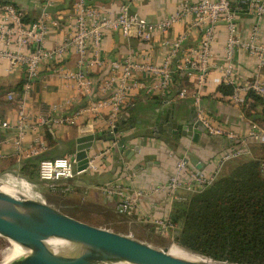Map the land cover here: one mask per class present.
Segmentation results:
<instances>
[{
	"label": "crops",
	"instance_id": "obj_1",
	"mask_svg": "<svg viewBox=\"0 0 264 264\" xmlns=\"http://www.w3.org/2000/svg\"><path fill=\"white\" fill-rule=\"evenodd\" d=\"M74 1L51 0L49 5H46L43 0H0V3H13L23 9L25 18L29 21L37 19L45 10L50 17L58 15L60 17L59 25L48 23L45 37V45L53 47L61 43L69 32L68 22L73 19ZM84 1L98 7L102 13L115 15L120 4L126 0ZM194 1L197 0H129V3L132 10L138 11L148 20L157 21L175 12L181 3ZM231 2L236 16V35L240 40L247 41L257 20L251 13L236 8L237 0H231ZM190 20V15L184 16L166 31H156L150 40H142L136 36L127 37L119 30H105L100 43L102 57L108 62L131 55L136 61L160 63L169 49L168 44L163 41L164 39H171L186 31L187 38L183 42V46L185 48L197 46L201 39V33L198 28L188 26ZM227 35V24L224 19H220L215 27L210 45V68L200 90V104L217 124L245 135L249 132L252 124L264 129V107L258 104L256 108L250 110L249 115H246L239 106L230 102L227 95L232 91V84L223 81L226 74L225 68L230 62L232 65L230 77L233 81L251 77L257 70L264 80V65L258 68L257 57L242 46H236L232 57L228 60L226 58ZM256 41L264 42V14L259 20ZM88 43H90L89 40ZM77 58L78 54L74 50H70L63 63L67 67L76 68ZM174 61L175 58L173 64ZM89 69L95 83L88 96L80 93L74 84L56 72L55 67L41 66L25 101L29 119L25 131L22 136H19L16 129L18 97L8 99L7 92L14 90L20 93L24 69L18 66L9 70L7 59L0 58V120L8 122L7 126L0 128V177L6 180V183L13 182L20 175L21 165L29 161L31 157L51 158L72 154L70 148L75 150L77 136L88 132L97 133L101 130H108L107 110L97 114L83 113L73 116L77 108L85 105L91 97H96L98 81L103 79L108 71V69L96 66ZM137 75L142 76L143 74L138 73ZM195 81L196 75L190 73L185 80L175 82L172 90L167 93L146 94L131 91L126 97L120 116L127 115L129 119L142 120L145 123L143 124L142 138L132 139V142L143 146L144 138H146L152 147H144L146 151L144 156L133 157L130 161H125L124 156L114 147L113 140H98L96 144L94 143L92 153L93 156L97 155L94 160L97 168H89L69 179L60 180L58 184L66 185L68 190L64 193L53 192L77 199L76 202L81 199L86 200L88 204L100 206L101 209L112 212L114 219L116 218L119 224L128 226L125 232L128 231L132 235L134 229L143 234L152 233L148 228L151 225L155 228V223L151 221V218H166L171 207L170 193L165 189H157V187L165 184L170 175L175 172L176 162L180 158L179 152L188 149L193 151L198 156L201 167H196L187 160L188 168L200 170L206 176H211L217 169L220 170L227 160L224 159V156L237 148L236 140L230 141L231 138L211 134L208 131L200 132L197 141L187 140L185 149L181 145L168 144L167 141L168 145H162L160 144L163 143L161 137L158 138L154 134L145 132L147 116L163 101L166 102V105L173 104L185 112H189L191 109L195 111L196 103L191 92L196 89ZM182 83L189 89L187 96L183 98L177 95L178 88ZM221 85L226 91L220 89ZM67 115L72 117V121L54 122V117ZM254 140H259V138L246 137L248 156L252 155L250 144ZM33 150H37V152L34 153ZM118 153L119 158L117 159L115 156ZM2 182L4 181L0 183ZM111 183L120 184L129 192H140L134 205L127 212L118 211L117 202L120 196L117 193H107L102 189L103 186ZM38 185L48 186L42 180H39ZM177 192L183 194L187 190L180 186L177 188ZM149 214V220H144L143 217ZM135 236L147 240L142 235Z\"/></svg>",
	"mask_w": 264,
	"mask_h": 264
},
{
	"label": "built area",
	"instance_id": "obj_2",
	"mask_svg": "<svg viewBox=\"0 0 264 264\" xmlns=\"http://www.w3.org/2000/svg\"><path fill=\"white\" fill-rule=\"evenodd\" d=\"M43 1L46 5L51 4V0ZM73 8V19L68 22V34L58 45L48 47L45 45L48 23L59 25L60 17L58 15L50 17L45 10L37 19L25 21L23 9L18 8L13 3H0V58L7 59L9 70L18 66L24 69L20 93L14 90L7 92L8 99L18 97L16 129L19 136H22L25 131L29 119L25 101L41 66L55 67L56 72L74 84L80 93L88 96L91 94L95 83L89 68L96 66L101 69H108L105 77L98 81L97 95L91 97L85 105L77 108L73 116L83 113L97 114L107 110L108 130H111L119 119L126 97L131 91L146 94L167 93L174 87L176 72L185 76L194 73L196 75V89L191 92L196 103L197 118L209 133L223 135L241 144V148H235L228 152L224 159L249 151L245 141L246 137L264 139V129L256 124H252L249 132L245 135L217 124L200 104V90L210 68V45L215 27L220 19L225 20L228 30L226 58L229 60L232 57L236 46H242L257 57L258 68L264 65V42L256 41L259 20L264 14V0H237L236 8L251 13L258 21L253 25L247 41L240 40L236 35V16L231 0L183 2L175 12L157 21L148 20L138 11L132 10L129 0L120 4L115 15L102 13L98 7L87 4L84 0H75ZM188 15L191 16L188 26L198 28L201 33V39L197 46L186 48L183 46V42L187 38V32L183 31L171 39L163 40L168 44L169 49L160 63L136 61L131 55L108 62L102 57L100 43L105 30H119L127 37L136 36L142 40H150L156 31H166L177 20ZM70 50H74L78 54L76 68L67 67L63 63ZM225 71L224 83L232 84V91L227 95L230 102L239 107L247 105L249 101H252L248 97L249 91H253L264 98V80L258 70L251 77L243 78L240 81L231 79L232 65L230 62ZM138 73L143 75L138 76ZM188 91L187 85L184 84L178 89L177 95L183 98L187 96ZM53 119L54 122L72 121V117L68 115L56 116ZM7 125L6 120H0V128ZM113 142L115 144L116 140ZM33 152L36 153L37 150H33ZM96 156H92L86 167L82 169L76 168V160L71 154L40 158L37 165L38 177L50 186L59 185L60 180L69 179L89 168L96 169L97 165L94 162ZM262 167L264 171V164ZM218 171L219 169L213 175L206 176L200 170L189 169L188 161L180 157L176 162L175 172L170 175L165 184L157 187V189L167 190L173 201L181 197L177 188L183 186L187 191H192L196 186H201L213 178ZM11 183L21 188L27 195L45 199L36 190L35 184L22 175H18ZM64 189H68V187ZM102 189L104 192L117 193L120 196L117 209L122 213L127 212L134 205L137 196L140 194L139 191L129 192L125 187L116 183L107 184ZM149 218L150 214L143 217L146 221ZM151 221L155 223L158 232L170 225L167 217L164 219L151 218Z\"/></svg>",
	"mask_w": 264,
	"mask_h": 264
},
{
	"label": "water",
	"instance_id": "obj_3",
	"mask_svg": "<svg viewBox=\"0 0 264 264\" xmlns=\"http://www.w3.org/2000/svg\"><path fill=\"white\" fill-rule=\"evenodd\" d=\"M146 123L145 132L161 137L163 143L160 144L172 143L184 149L187 140L197 141L200 132H207L193 109L185 112L173 104L166 105L165 101L149 113ZM143 124L140 119L133 120L123 115L111 130L77 136L74 150L76 168L86 167L93 156L94 143L98 140H116L114 147L124 156L125 161L144 156L145 148L152 147V144L146 138L143 146L132 142V139L142 138ZM164 134L165 137H162ZM119 153L115 156L117 159ZM179 156L201 167L193 151L188 149L179 152ZM1 181H4L2 177ZM0 236L25 250L4 264H102L119 261L134 264H209L205 260L176 255L169 250V246L157 245L131 233L79 219L45 199L24 192L14 195L1 188ZM50 238L62 240L64 247L55 249L47 243ZM210 259L217 263L263 264Z\"/></svg>",
	"mask_w": 264,
	"mask_h": 264
},
{
	"label": "trees",
	"instance_id": "obj_4",
	"mask_svg": "<svg viewBox=\"0 0 264 264\" xmlns=\"http://www.w3.org/2000/svg\"><path fill=\"white\" fill-rule=\"evenodd\" d=\"M24 20L29 21L25 16ZM174 77L175 82L186 79L178 72ZM220 89L226 91L222 85ZM248 97L252 101L240 107L244 114L249 115L258 104L264 107L260 95L249 91ZM238 144L237 148H241ZM250 148L251 156L236 160L223 170L226 160L213 178L174 199L167 215L170 225L159 232L151 225L149 230L161 235L170 233L176 245L206 258L264 264V139L254 140ZM39 159L31 157L19 169L20 175L36 187L40 180ZM65 187L48 185L59 193L66 192Z\"/></svg>",
	"mask_w": 264,
	"mask_h": 264
},
{
	"label": "rangeland",
	"instance_id": "obj_5",
	"mask_svg": "<svg viewBox=\"0 0 264 264\" xmlns=\"http://www.w3.org/2000/svg\"><path fill=\"white\" fill-rule=\"evenodd\" d=\"M70 153L74 155V148H70ZM243 158H248V151L227 159L228 161L227 165L226 167H223V170L225 168H228L236 160L243 159ZM5 181L6 180H4V182L1 183L3 189H5L6 191H10V192L16 191L15 187L12 188L13 186L9 185V183L11 182L6 183ZM17 188H18V191H17L18 193L23 192L21 188L19 187ZM36 190H38L42 194V196L45 198L47 202L51 203L52 205L56 207H62L61 209H63L65 212L72 214L75 217H79L82 220H86L93 224L108 227L110 229L120 231V232H125V229L128 228V226L119 224L117 219L116 218L114 219V214L112 212L103 210L101 209L100 206H96V205L94 206V205H91L90 203L88 204L86 200L81 199V201L79 202L77 201L78 202L77 203L75 201L77 199H71L70 197H67L66 195H62V194H56L53 191H51V189H49L47 185H42V186L38 185V187H36ZM125 233H130V232L127 231ZM134 234L142 235L144 239H147L149 242L157 244V245H161V246L163 245L170 246L171 244H176L172 241L170 233L166 235H161L155 231L154 232L152 231V233L150 232L149 234H143L139 230L134 229L133 235ZM11 247L12 246L9 243V241L6 240V238L0 236V261L3 258V256L11 250ZM171 248L179 249L175 245H173Z\"/></svg>",
	"mask_w": 264,
	"mask_h": 264
},
{
	"label": "bare ground",
	"instance_id": "obj_6",
	"mask_svg": "<svg viewBox=\"0 0 264 264\" xmlns=\"http://www.w3.org/2000/svg\"><path fill=\"white\" fill-rule=\"evenodd\" d=\"M9 185H11V186H13L12 188H16L15 190L16 191H7V192H9V193H11V194H14V195H18V194H21V193H18L17 191H18V188H17V186L16 185H14V184H11V183H9ZM0 188L1 189H3L2 188V185H1V183H0ZM3 190H5V189H3ZM6 191V190H5ZM7 240V239H6ZM10 244H11V250L9 251V252H7L4 256H3V258L1 259V261H0V264H4L7 260H9V259H11L12 257H14V256H16V255H18V254H21L22 252H24L25 250L23 249V247L22 246H20V245H18L17 243H15V242H13V241H10L9 242ZM47 243L49 244V245H51L52 247H54L55 249H58V248H62V247H64V243H63V241L62 240H59V239H56V238H50V239H48L47 240ZM173 245H176V244H171L170 246H169V250L172 252V253H174V254H176V255H179V256H183V257H187V258H191V259H199V260H205V261H207L209 264H230V263H227V262H213V260H211L210 258H206V257H204V256H202V255H200V254H197V253H195V252H192V251H190V250H187V249H185V248H183V247H181V246H178V245H176L177 247H180V248H182V249H185L186 251H188V252H186V251H181V250H179V249H175V248H171ZM102 264H134V263H130V262H127V261H119V262H111V263H102Z\"/></svg>",
	"mask_w": 264,
	"mask_h": 264
}]
</instances>
